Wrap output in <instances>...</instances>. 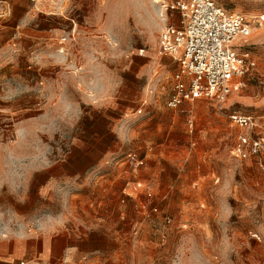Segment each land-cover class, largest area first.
<instances>
[{
	"label": "rangeland",
	"instance_id": "1",
	"mask_svg": "<svg viewBox=\"0 0 264 264\" xmlns=\"http://www.w3.org/2000/svg\"><path fill=\"white\" fill-rule=\"evenodd\" d=\"M170 1L0 0V240L60 227L96 248L57 264H264V153L234 156L247 130L229 117L253 114L264 134V28L223 106L170 108Z\"/></svg>",
	"mask_w": 264,
	"mask_h": 264
},
{
	"label": "built area",
	"instance_id": "2",
	"mask_svg": "<svg viewBox=\"0 0 264 264\" xmlns=\"http://www.w3.org/2000/svg\"><path fill=\"white\" fill-rule=\"evenodd\" d=\"M165 9L179 15L160 33L161 51L179 65L167 105L175 109L186 101L206 98L223 106L241 88V79L258 67V59L247 43L254 30L264 28V12H235L215 0H171ZM229 117L233 124L247 130L234 146V156L248 159L263 154L264 134L252 135L258 118L241 112ZM189 123L193 127L192 119ZM126 158L135 166L145 163L135 152ZM21 264L31 263L22 260Z\"/></svg>",
	"mask_w": 264,
	"mask_h": 264
},
{
	"label": "crops",
	"instance_id": "3",
	"mask_svg": "<svg viewBox=\"0 0 264 264\" xmlns=\"http://www.w3.org/2000/svg\"><path fill=\"white\" fill-rule=\"evenodd\" d=\"M73 232L72 229L56 227L48 232L32 230L4 238L0 240V264H20L22 260L31 264H57L65 257L67 248L82 251L96 249L93 244L87 250L80 248L75 241L77 233Z\"/></svg>",
	"mask_w": 264,
	"mask_h": 264
},
{
	"label": "bare ground",
	"instance_id": "4",
	"mask_svg": "<svg viewBox=\"0 0 264 264\" xmlns=\"http://www.w3.org/2000/svg\"><path fill=\"white\" fill-rule=\"evenodd\" d=\"M154 2H155V3H159V2H160V0H154ZM165 10H166V9H165Z\"/></svg>",
	"mask_w": 264,
	"mask_h": 264
}]
</instances>
